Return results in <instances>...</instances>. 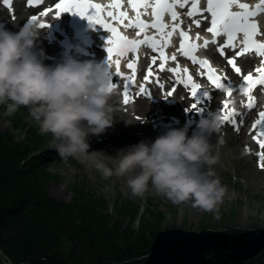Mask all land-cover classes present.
<instances>
[{
	"label": "clouds",
	"instance_id": "9594fccd",
	"mask_svg": "<svg viewBox=\"0 0 264 264\" xmlns=\"http://www.w3.org/2000/svg\"><path fill=\"white\" fill-rule=\"evenodd\" d=\"M39 36V23L29 22L16 32L0 23V105L6 116L27 107L40 134H51V148L61 160L91 166L105 179L123 177L135 196L151 188L176 204L191 201L208 212L217 207L226 194L214 167L225 143L217 111L201 116L191 135L187 127H173L115 155L90 152L89 137L114 123L117 89L109 68L71 57L45 64L44 50L36 47Z\"/></svg>",
	"mask_w": 264,
	"mask_h": 264
},
{
	"label": "trees",
	"instance_id": "16d2710c",
	"mask_svg": "<svg viewBox=\"0 0 264 264\" xmlns=\"http://www.w3.org/2000/svg\"><path fill=\"white\" fill-rule=\"evenodd\" d=\"M11 117L16 120L17 112ZM22 134L21 141L0 134V247L13 263H155L162 251H152V246L163 242L162 235L167 233L161 229L163 213H152L151 220L145 215L136 228L119 230L120 222L111 221L101 197L76 191L73 186L75 195L70 201L53 199L46 193L48 181L56 175L48 162L52 159H45L47 153L42 151L29 156L44 147V140L37 146L26 130H21ZM115 201L114 209L122 215L131 208L130 224L134 225L133 213L140 208L134 206L132 210L133 203L126 198ZM147 254L149 261L144 258Z\"/></svg>",
	"mask_w": 264,
	"mask_h": 264
},
{
	"label": "snow or ice",
	"instance_id": "6c2138e0",
	"mask_svg": "<svg viewBox=\"0 0 264 264\" xmlns=\"http://www.w3.org/2000/svg\"><path fill=\"white\" fill-rule=\"evenodd\" d=\"M4 2L9 7L11 6V0H4ZM42 2L43 0H28L29 6H35ZM190 2L191 8L187 13L190 17L199 14L203 20H208L209 17L205 16L204 13L210 14L211 26L207 28V31L212 34V40L208 41L205 39L203 45L191 41L188 32L180 27L182 21L177 22L179 20V13L176 11L177 5L184 8ZM128 3L136 10V16L134 18L130 17L126 11L121 10L122 0H112L107 6L110 9L107 12H105V5L95 3L94 0H59L55 4L57 17L64 12H75L82 17L87 16L91 23L99 24L108 33H111V36L106 40L107 46L105 47L107 51V63L110 68H112V64L114 63L116 68L115 71L112 70V74L122 78L125 104H128L132 99L130 88L135 83L138 57L128 61L127 68L130 70V74L127 75L121 71L120 58L127 56L129 53L135 54L141 45H147L154 53H159V55L152 56L151 64L148 67L147 74L144 76L145 83L150 85L153 82L151 77L156 76L155 82L159 87L163 88V84L159 83V77L154 70V66L158 65L160 72L167 69V71L174 74L176 83L190 88L191 96L196 100V103L192 105L193 109H196L197 112L202 110L201 107H197L201 103V99L198 97L201 86L194 82L192 76L187 73V69L180 70L178 64L175 68L167 67V61L169 59L175 61L176 56L172 55L168 57L165 55L164 38L171 36L177 29H180L182 40L179 50L183 56L188 57L194 64L200 65L201 69H203L201 75H206L215 89L222 90L228 96H231L234 89L241 91L248 98L247 102L241 101L245 109L252 110L257 107L256 98L252 96V89L256 88L257 85L264 88V40L257 38L258 36L264 35V30L260 28L259 22L255 17L260 13H264V0H258L255 6H250L248 3L243 2V0H207L206 8L199 7V0H128ZM234 6L239 10L234 11ZM142 7H151L153 10L154 20L150 24L141 19L139 9ZM49 11L51 9H46L42 15H46ZM165 14L171 16L172 24H167L163 21ZM36 18L33 16L29 22H34ZM193 23L199 27L201 19H195ZM117 25L134 27L139 30L137 37L143 36V38L130 39L120 31ZM40 26L43 28L48 25L41 24ZM150 28L160 33V40H157L155 36L147 35ZM169 29L171 31H168ZM221 35L226 37V39L218 47L220 55H225V50L228 48L235 50V55L227 58V64L232 67L235 73L242 76V81L238 88L228 80L227 76L217 74L207 59H201L195 55L199 47H207L209 43L215 44L217 42L216 38ZM248 53H255V55L261 57L260 66L255 69V72L258 74L256 76L252 72L244 74L241 67L237 64V58ZM113 86L117 87V83H114ZM174 91L175 89L168 92L165 98L172 96ZM136 95L151 96L150 88L141 85ZM202 95L208 97L209 91L205 90ZM228 103V100L222 103L220 117L222 121H227L239 131L244 123V117L247 115V112L229 109ZM238 117L239 120L237 119ZM252 127L253 129H257V134L253 136V139L264 150V111L259 112V119L256 120ZM257 157L259 166L264 169V151L258 152Z\"/></svg>",
	"mask_w": 264,
	"mask_h": 264
},
{
	"label": "rangeland",
	"instance_id": "374dc122",
	"mask_svg": "<svg viewBox=\"0 0 264 264\" xmlns=\"http://www.w3.org/2000/svg\"><path fill=\"white\" fill-rule=\"evenodd\" d=\"M4 112L5 106L0 105V134L8 135L14 140H19V138L23 137V134L19 135L21 130H26L27 137L33 142L36 140L37 146H42L41 140H44V147L32 151L29 156H35V153L41 150H43L42 152L49 150L48 148L51 146L52 141L51 134L42 135L39 132V128L33 130V124L36 123L29 116L27 107L21 106L17 110L16 120L15 118L13 120L11 116H6ZM119 116L120 113L117 112L114 115L113 125L108 129L118 127L120 121L123 120L121 117L115 120ZM93 142L94 145L90 146L89 151H99L101 143L97 140H93ZM6 145L10 148L8 142ZM55 157L57 158L58 155H55ZM48 158L46 157L45 159ZM48 162L51 163L56 171V175L48 181L46 186V193L49 196L57 200L70 201L75 195L74 189H72L74 186L78 189L76 191H83L101 197L105 200L107 210L112 217L111 221L117 220L120 222L121 226L119 230L128 226L136 228L139 225V219L141 221L143 217L146 218L147 216V219L151 220L152 213H163L161 226L169 233L175 232L183 236L193 233L195 228L202 225L204 227L213 226L219 233H222L224 236L223 241H233L235 237L230 235L233 229H236L238 238L243 241V234L239 232L241 227L264 225V189L256 185L260 180L259 176L263 177L261 182H264V176L254 169L252 162L243 156L239 147L234 145L230 146V150L227 153H223L220 156L219 163L214 166L222 185L226 188V194L211 212L194 207L191 201L182 204L173 203L164 195L156 194L151 188L142 197L135 196L130 192L125 178L113 176L105 179L93 167L82 164L74 159L63 161L58 157ZM124 198L133 203L132 210H134V206L141 207L136 214L133 213V217H137L136 221L133 222L134 225L130 224V207H127L128 212L125 215L114 209L117 203L115 200ZM246 208H248V212H246L247 216H242L238 220V211L240 209L246 210ZM126 216L130 217V219ZM122 219L123 221H120ZM202 238L204 237H200L199 235L196 239L191 236L184 243H179L171 252L176 255L179 254L182 261L189 259L203 246L191 245L187 241L194 243L195 240H201ZM210 242L208 241L206 245L210 244ZM75 249H78V246ZM133 258L135 256H131V259ZM145 258L149 261V256ZM167 259V262L172 260V258L168 257Z\"/></svg>",
	"mask_w": 264,
	"mask_h": 264
},
{
	"label": "bare ground",
	"instance_id": "6f19581e",
	"mask_svg": "<svg viewBox=\"0 0 264 264\" xmlns=\"http://www.w3.org/2000/svg\"><path fill=\"white\" fill-rule=\"evenodd\" d=\"M27 10L28 9L24 8L23 5L19 4L17 6V11H16L17 12V18H19ZM8 24H10V21L8 22ZM46 47L49 48L50 46H46ZM248 59H249L248 57H245V58H242L241 61H245ZM44 63L45 64H55L56 62L44 61ZM114 106L116 109L114 112V115H115V114H117L118 109H117V106L115 104H114ZM120 117L124 120H125V118L129 119V117L126 114H120ZM259 178H260V180L256 183V185H257V187L264 189V182H261L263 180V177L259 176ZM246 212H248V208H246V210L240 209L238 211V214H237L238 220H240L242 216H247ZM242 234H243L242 237H244L243 241H239L237 243V247H238V249H240V251H238V250L235 251V249H232L230 246L227 249L221 248L220 250H223L225 252H222L219 255L221 257H223L224 259H226L231 264H235L236 262H239V264H250L251 262H253L254 259H259V260L264 259L263 255H262L263 254L262 250L264 249V237L259 232L243 231ZM252 238L255 239V241ZM206 252H208V251H206ZM206 252H204V253H206ZM209 256H210L209 253H206L203 256L202 260L204 262H207ZM179 257H180L179 254L178 255L175 254L174 257L172 258V260H170L169 262H167L165 264H183V262H180L178 260ZM198 258H199L198 256L194 255V256L190 257L188 259V261L191 264H194Z\"/></svg>",
	"mask_w": 264,
	"mask_h": 264
}]
</instances>
